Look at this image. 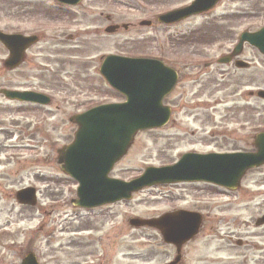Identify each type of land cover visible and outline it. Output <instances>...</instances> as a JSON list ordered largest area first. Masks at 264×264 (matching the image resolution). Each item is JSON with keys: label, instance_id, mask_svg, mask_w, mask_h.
Masks as SVG:
<instances>
[{"label": "rangeland", "instance_id": "1", "mask_svg": "<svg viewBox=\"0 0 264 264\" xmlns=\"http://www.w3.org/2000/svg\"><path fill=\"white\" fill-rule=\"evenodd\" d=\"M191 1L87 0L78 8L59 6L55 10L54 0H0L1 30L43 35L26 64L10 75L3 72L7 53L0 47V89L44 91L53 101L48 107H39L10 102L0 95V264L21 262L29 251L40 264H117L120 251L126 260L136 251L163 253L166 245L156 233L150 228L136 229L129 222L181 208H203L205 217L208 215L206 233L214 239L205 244V256L218 258L215 249H221L220 256L227 255L231 229L225 225L223 231L211 230L210 220L215 215L232 219L233 214L243 220L244 188L237 192L207 183L158 185L138 191L131 201L78 209L71 205L77 182L60 170L57 160L58 150L73 141L77 130L69 121L71 116L93 104L124 101L100 76L101 58L143 56L169 61L170 50L178 57L188 54L190 63L200 62L183 74H195L200 68L206 77L197 84L183 81L177 92L165 99L166 105H171L172 99L177 101L170 123L138 133L110 177L131 181L146 168L170 166L188 152L251 150L253 138L246 139L250 131L240 124L249 120L259 128L264 120L263 101L250 98L244 88L239 96L227 95L250 80L255 89L264 88V59L246 45L242 55L253 65L249 71L234 72L232 66L215 60L230 53L242 33L264 26V0H222L212 13L177 25L157 23L156 16ZM107 15L113 23L131 28L115 35L102 32L101 36L97 28L105 30L111 24L105 21ZM147 20L153 21L151 26H139ZM208 62L213 64L206 70L204 63ZM236 79L240 81L237 85L231 83ZM230 135L232 139H227ZM31 186L38 192L36 207L20 205L16 193ZM244 233L241 228L239 234ZM118 264L138 262L120 259Z\"/></svg>", "mask_w": 264, "mask_h": 264}, {"label": "water", "instance_id": "2", "mask_svg": "<svg viewBox=\"0 0 264 264\" xmlns=\"http://www.w3.org/2000/svg\"><path fill=\"white\" fill-rule=\"evenodd\" d=\"M56 1L77 5L82 0ZM220 1L195 0L190 6L162 15L158 20L164 24L175 23L208 12ZM149 24L143 22L141 25ZM117 28L109 27L107 32L113 33ZM36 41L35 37L25 38L0 33V42L11 54L5 66L9 69L20 66L26 49ZM245 43L264 54V28L254 33H244L232 56L239 55ZM243 65L237 64L238 67ZM100 73L126 101L103 105L71 119L79 128L73 143L59 150L58 163L63 172L79 183L78 199L73 201V205L95 208L130 200L133 193L145 187L181 182H206L236 190L248 170L264 164V134H260L255 137L256 153H191L182 156L175 165L147 168L142 176L130 182L110 178L109 174L115 164L128 153L140 131L159 129L167 125L171 111L163 106V100L173 91L178 77L160 61L115 55L104 59ZM1 93L11 100L44 105L50 102L48 97L34 92L2 90ZM259 96L264 97V92H260ZM16 198L22 205L35 206L37 203L33 188L19 191ZM130 224L135 227L158 228L162 230L166 241H176L184 240L188 232H195L199 228L200 217L179 211L160 220L134 219ZM22 264L38 262L33 254H29Z\"/></svg>", "mask_w": 264, "mask_h": 264}, {"label": "flooded vegetation", "instance_id": "3", "mask_svg": "<svg viewBox=\"0 0 264 264\" xmlns=\"http://www.w3.org/2000/svg\"><path fill=\"white\" fill-rule=\"evenodd\" d=\"M17 19V18H16ZM105 21L108 23L110 22L111 25H116L118 26V23H113L112 22V17L107 15L105 17ZM179 24V23H178ZM176 25V24H175ZM122 26V25H121ZM108 28V27H107ZM131 27H129L130 29ZM122 31V29H116L114 32L115 34H118ZM0 32H3L5 34L8 35H13V34H19L17 32L9 31L7 28H5V30H1ZM102 32H104L105 35H108V33H106V29L103 30L102 26L97 28V32L96 33H100V35H104ZM21 34V33H20ZM114 34V35H115ZM23 36H36L38 38V43H36L35 45L31 46L25 54V58H24V62L23 64L17 68L16 70H9V69H5L3 70L4 73L6 74H12L14 72H17L21 69L22 66H24L27 62V58L29 53H31V51L37 46L39 45V43L42 40V33L41 34H21ZM0 47L3 48L5 50V52L7 53V58L9 57V51L0 43ZM171 55H172V59H169V62L167 63V65L171 68H173L177 74H178V83L176 85V87L174 88L173 92L169 95L170 97H172L178 90L179 85L184 81L185 83L187 81H192V83H199L202 79H205V75L203 70H200V68H197V72L195 74H191L189 76H186L185 74H183V70L184 73L187 69H193L195 67H198L200 63H198L197 61H194L193 63H190V56L188 54L182 56V57H178V56H174L173 51L171 50ZM230 54H228L227 56V61L225 62V64H220V65H225V66H232L234 68V72H245V71H249L251 69V67H245L243 64V66H239L237 67V59L236 58H230L228 57ZM244 56L241 55L240 59H242L243 61H245V63H248L247 60H245V58H243ZM263 59L264 56L262 55ZM6 58V59H7ZM218 60V59H217ZM211 64H207L206 66H204L206 69H209L211 67ZM217 64L218 61H217ZM250 64V63H248ZM251 65V64H250ZM253 66V65H251ZM228 73V72H226ZM230 74V73H229ZM228 74V75H229ZM263 75H264V62H263ZM191 77V78H189ZM240 77H249L251 79L250 76L247 75H241ZM222 78H226V76H222ZM231 78V77H230ZM229 81V79H228ZM239 79H236L234 82L235 85H237V83H239ZM252 80L250 81H246L243 85H237V90L235 92H231L230 94L227 95L228 97H232L235 95L239 96L240 91L242 90V88H244V92L246 94L249 95L250 98H258V92L260 90L264 91V88L260 89V88H254L252 87ZM230 83V84H231ZM255 89V91H254ZM227 90V89H226ZM224 91L223 89H219L217 92H221ZM185 94V93H183ZM182 99H183V95ZM62 98V97H61ZM261 101H263V106L262 108L264 109V98L259 99ZM231 101H235L238 102L239 99L237 100H231ZM172 104H167L168 107L171 108L172 110V114L174 112V108H172L174 105H176L177 101L176 99H172ZM250 104H247V106ZM234 119V118H233ZM261 123H259V128H254L255 126L252 125V122L249 120H246L243 122V124H240L241 128L243 130L245 129H249L250 133L248 134V136L246 137V139H252L253 138V145L250 146L251 150H245L242 152H254V141H255V136L258 133H264V120L260 121ZM254 129V131H253ZM222 134V133H221ZM211 136H213V134H211ZM214 140L215 143V139L216 138H212ZM227 139H232V136L230 135L229 137H227ZM231 152H241V151H225V152H219V153H231ZM242 183L245 184L242 187ZM242 188H244L245 190V200H246V216L245 218L242 220V218L236 214H233V218L232 219H228L229 215L223 216V217H219L218 215H215L213 217L212 220H210L213 223V226L211 227L213 230L215 227L218 230H222L223 228H225V225L228 226L229 229H231V234H229L227 237H229V244H230V248L226 251V256H220L221 254V249H215L216 252L219 253V257L214 259H209L205 256L204 254V248H205V244L207 243V245H210L213 242L214 237L211 234H207L206 230H207V224H208V215H206V217L208 219H206L205 217V210L203 208H200L198 210H189V209H183L186 211H191V212H195L196 214H198L200 216V224H199V228L195 231V232H188L186 238L184 240H176V241H170L167 242L165 241L164 237H163V233L161 230H157V229H150L152 232L156 233L159 237H160V242H163L166 247H165V252H159L157 250H150V251H146V252H139L136 251L135 255H130L129 256L133 257L130 258L128 260L125 259V253L124 251H120L119 253H117L116 255V259L119 262V260H123V261H127L129 263L131 262H138V264H152L153 262H156L158 260H163L162 262H159L157 264H264V165L260 166V167H255L252 168L251 170H249L245 177L243 178L242 182H241V186L238 189L237 192L241 191ZM200 205L198 204V207ZM177 210L180 209H174L169 213L175 212ZM204 213H203V212ZM163 214L159 215L158 217H161ZM156 217V218H158ZM56 220V219H55ZM42 229V226L40 227ZM241 228L245 229V233L244 234H239L241 232ZM234 229V232H232V230ZM204 231H205V235H204ZM219 237H222V235L220 233H218ZM156 237V236H155ZM207 239V240H206ZM155 241V240H154ZM152 241V242H154ZM79 251H83V249H79L76 248ZM92 255V254H91ZM90 255V256H91ZM117 262V264H118ZM14 264V263H11ZM99 264H104L99 262ZM110 264V263H109Z\"/></svg>", "mask_w": 264, "mask_h": 264}]
</instances>
